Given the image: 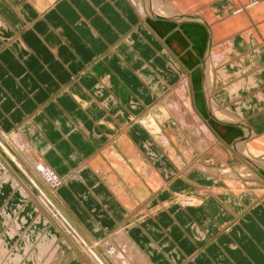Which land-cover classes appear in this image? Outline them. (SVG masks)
<instances>
[{
  "label": "crops",
  "instance_id": "1",
  "mask_svg": "<svg viewBox=\"0 0 264 264\" xmlns=\"http://www.w3.org/2000/svg\"><path fill=\"white\" fill-rule=\"evenodd\" d=\"M156 1L172 15L142 12L145 0H0V130L25 123L32 150L65 177L53 196L64 226L91 241L122 232L148 264H264V0ZM169 56L190 76L182 86L215 137V163L204 160L201 172L171 149L184 146L177 131L150 134L140 121L158 117L159 99L178 85ZM102 74L109 86L94 93ZM229 144L236 161L220 153ZM225 180L246 191L223 189ZM11 189L0 191L9 250L27 238L7 233L18 217L38 226L34 243L57 235L64 254L49 264H91L44 214L36 222L33 198ZM180 192L201 202L181 206ZM18 249L27 264L31 252Z\"/></svg>",
  "mask_w": 264,
  "mask_h": 264
},
{
  "label": "rangeland",
  "instance_id": "2",
  "mask_svg": "<svg viewBox=\"0 0 264 264\" xmlns=\"http://www.w3.org/2000/svg\"><path fill=\"white\" fill-rule=\"evenodd\" d=\"M245 7L247 8V6ZM239 14L242 15L241 12ZM165 68H168V70L171 71L169 72V74L174 76L175 82L178 85L175 86V90L171 88L172 91H169L167 93L165 92V90L163 91L165 92L163 94L164 97H161L159 99L158 106H157L158 117H152L150 113H148L146 114V116L140 119V121L144 125V127L150 132V134L152 133L155 135V134L164 133L162 131L163 127L167 128V130L169 131H177L184 140V146H182L183 148H180V149H178V147L177 149L174 147H172L171 149L173 150V152H175V155L179 159L183 158L184 156V159L186 160V162L190 163L191 169H193L192 173L201 172V170H204V167L201 163H206L204 162V160L210 161L212 164L215 163L214 161L213 162L211 161V159L213 160L216 155L212 147V145L215 143L214 134L212 133L210 126L207 123H205L203 119L201 120L196 116V114L193 111L194 104L190 100L191 94L189 93V90L187 88H184L182 86L183 83L187 84V82L190 79V76L187 75V73H185L180 68V64L177 62L176 59L172 58L171 56H169L167 61H165ZM78 76H80V74H78ZM124 77L125 76L123 75L121 79H123ZM96 78L97 80H96V84L93 90H94V93L100 94V92L103 90L104 87L106 88L107 86H109L106 84L109 83L108 80L110 76L108 74H104V75L102 74V75H97ZM159 78L162 79L161 75ZM178 80L180 82H178ZM173 91L174 93H172ZM163 92L161 91L160 93L162 94ZM75 101L80 106L86 105L85 107H87L89 105V103L83 102L76 98H75ZM171 113L173 114L174 118L169 115ZM208 123L215 125L214 119L208 118ZM24 125L25 123L21 122L19 125L15 126V128L12 131L11 130H4V131L0 130V166H2L3 170L5 171L4 174L2 173L0 180L5 175H7V173L11 175V176L10 175L6 176L10 179V182L14 183L13 180L16 179V181L19 183V187H16V185L12 184L13 187L10 186L12 188L11 193L14 195L15 194L14 191H21L23 193L22 195L27 196L29 198H33L31 201L35 200V202L41 207L39 208V213L37 215L36 222H39L41 220H44L43 223L46 222V220L42 216L44 214L48 220H51L52 223L60 229L61 231L60 233H62V236H65L63 239L64 240L63 244L70 243L72 245V242H73V246L78 250L77 253L79 255L77 256H80V258L83 257L84 260H88L89 262H91V264H110V263L119 264L117 263L115 258L127 259L125 264H139L137 261L135 263H133L132 261L130 262L128 261V259L131 258L132 256L136 258L137 252L127 247L130 249L129 251L127 248L122 246L121 242H116L117 235L113 237V239L112 237H108L107 239H104L102 241L100 240L91 241L90 239H88L87 236H85L84 234H81V232L77 230L75 225L73 226V224H71L72 227L64 226L65 224L61 220L60 217L62 216V212L63 213L65 212L63 210L61 212V208L59 207V204L53 198V196H55L54 195L55 191L63 184L64 182L63 179L65 177L64 175L58 174L54 171L57 174L56 176H58L57 178H59L60 182L59 181L56 182V180L53 182H49L48 175L46 173L47 176H45V179H46L45 182H48L49 184L48 183L45 184L43 179L40 177L41 174L39 170H41V168H43L45 165L47 166L49 165L46 163L44 158H42L41 154L36 155V153L32 150L31 148L32 146L30 145V142L26 138L27 132H25L26 127L24 128L23 127ZM160 139H161V141L159 140L160 145L164 146L163 137L161 136ZM228 146L231 149L234 147L231 144H229ZM220 153H222L224 160H228V161L238 160L236 156L237 154L236 148H233V151L229 150L227 152L224 150ZM204 154L207 156V158H204L205 157ZM12 156L16 158L18 162L15 159H13ZM199 156H202V157H199ZM222 164H225V162H223ZM213 166L215 165H212V167ZM228 167L229 166L227 167L223 166L222 168H220V166L218 165V168H220V170L223 169L224 171L228 169ZM209 171L210 172L212 171V174H213L214 169L211 168L209 169ZM1 183L2 181H0V184ZM8 185L6 183L2 184L3 191H1L0 189L1 193L4 194L5 188H9ZM246 188L247 186L245 185L244 182L242 183V182L225 180L223 183V189H228L231 191L234 189L235 191L239 190L243 192V191H246ZM209 190L208 192H210ZM31 193L33 194L34 197L32 196ZM16 194L20 195L19 192H17ZM24 196L22 198L26 199ZM174 198H175L174 200L177 201L178 204L181 206L182 205H196L197 203L201 202V198L199 199L198 196L192 195L191 193L185 194V193L180 192ZM23 199L17 202L16 206H18ZM11 217L12 216H10V218ZM2 218H3L2 222L0 223L1 226L4 221V215ZM26 224H27L26 219H19L18 217H16L14 220L11 221V224L8 225V229L10 230V232H7V233L9 236L14 234L15 228H16L17 231H21L22 233L24 232L23 235L24 236L26 235L25 237L27 238H25L26 240H23V242H18L16 244L17 246L12 248L11 250H9V247H8L9 237L4 238L5 240H7V242H4V243H6L5 246L7 248H5V250L8 256L7 254L4 255V257L0 256V264L4 262L5 260H7V258L12 256L15 252H19L20 249L18 248H21L24 250L23 247L25 244H27L26 249L28 250L26 251V253H28L29 251L32 253H36L38 251L37 246H39L41 242L42 244L46 245V249H47V252H46L47 256H44V258L47 257V263L43 261L44 264H49L55 261V258H56L55 255L53 256L55 258H51V256H49L54 251L55 253H57V258H58L57 261H59V258L63 257L61 254H64V253L63 252L60 253L61 251L59 250V244L55 245V239L57 235H54L51 231L49 234L43 233L40 236L39 241H37L38 243L35 242V243L30 244L28 242H33L36 239V237L39 235L40 230L37 229L38 226L36 228H32V227L26 228ZM3 225H6V223H4ZM43 241H47V242H43ZM113 242H115L116 245L112 244ZM132 244L134 243L132 242ZM135 249H137L141 253L140 257L145 259L144 254L136 247V245H135ZM12 250L13 252L15 250L16 251L13 253ZM49 251L51 254L49 253ZM121 251H123L124 254H126L127 256L124 255ZM112 254L115 255V258L113 257ZM18 256L15 257L13 255V259L15 258L14 260L15 262L11 261V263L9 264H13V263L22 264L21 261L23 257L20 259V257ZM17 259L18 261L16 262ZM64 259L66 260V257ZM64 259L61 258V260H64ZM75 259H76V256L74 252L72 253V256L68 255L69 261L75 260ZM64 261H63V264H66ZM5 263L6 262L2 264H5ZM28 263L31 264L32 262L29 261ZM77 263H81V261L79 260V262ZM60 264H61V261H60ZM72 264H75V263H72ZM121 264H124V263H121Z\"/></svg>",
  "mask_w": 264,
  "mask_h": 264
},
{
  "label": "bare ground",
  "instance_id": "3",
  "mask_svg": "<svg viewBox=\"0 0 264 264\" xmlns=\"http://www.w3.org/2000/svg\"><path fill=\"white\" fill-rule=\"evenodd\" d=\"M152 3V4H151ZM141 5V4H140ZM139 5V6H140ZM136 7V6H135ZM140 10L142 11V12H145V11H150L151 10V12L153 13V14H155V15H162V16H171L172 14L170 13V7H169V5L168 4H166V3H158L156 0H145V2L144 3H142V5H141V7H140ZM149 11H148V13H149ZM210 72V71H209ZM209 79L207 78V81H208ZM207 81H204V85H205V87H206V89H207V87L210 85H208V82ZM206 91H208V89L206 90ZM215 109V108H214ZM215 111V110H214ZM216 114V112L214 113V115ZM218 116V115H217ZM240 146V145H239ZM241 147V146H240ZM12 158L13 159H15L16 161H17V159L16 158H14L13 156H12ZM32 158V157H31ZM18 162V161H17ZM40 171V177L43 179V181L45 182L46 181V179H45V176H47L48 175V181L49 182H53V181H55L56 180V182H58L59 181V178H57L58 176H56L57 174L54 172V170H52V168L50 167V166H47V165H45L43 168H41V170H39ZM4 170H3V168H2V166H0V177H1V175H2V173L4 174ZM46 173H47V175H46ZM10 174L9 173H7V175H5L0 181H3L4 179V181L7 183V184H9V186H11V187H13V185H16V187H19V183L16 181V179H14L13 181H14V183H12V182H10V179L8 178V177H6V176H9ZM11 176V175H10ZM16 182V183H15ZM60 182V181H59ZM46 183H48V182H45V184ZM4 184V183H3ZM13 184V185H12ZM49 184V183H48ZM52 184V183H51ZM48 186V185H47ZM55 186V185H54ZM22 193V192H21ZM23 194V193H22ZM27 197V196H26ZM2 214L4 215V220H6V218L7 219H9L10 218V214H8V213H4V212H2ZM4 222V221H3ZM6 222H8V220L6 221ZM12 229V228H11ZM24 233V232H23ZM117 235V238H116V242H121V244H122V246L123 247H125V248H127V247H129L130 249H133L135 252H137L136 254H137V257L135 258V257H133L132 256V254H131V258H129L128 259V261L130 262V261H132L133 263H135L136 261L139 263V264H148V262H147V260L146 259H143V258H141L140 257V252L137 250V249H135V245L134 244H132V242H130V239H129V237L128 236H126L124 233H122V232H120V233H118V234H116ZM26 236V235H25ZM38 241H39V239H38ZM4 242H6L5 240H0V256L1 257H4V255H6L7 253H6V250H5V248H7L6 246H5V244L6 243H4ZM43 242H47V241H43ZM28 243H30V244H32V243H34V242H28ZM36 243H38V242H36ZM112 244H114V245H116V243L115 242H113ZM35 245V244H34ZM26 247H27V244H25L24 245V250H26V251H28L27 249H26ZM30 247V246H29ZM129 248H127L129 251H130V249ZM37 249H38V251L36 252V253H32L31 252V254H30V261L31 262H36V257H40V258H42L43 259V261L44 262H46L47 263V257H45L44 258V256H47V254H46V252H47V249H46V245H44V244H42V242L40 243V245L39 246H37ZM49 249V248H48ZM55 249V248H54ZM31 250V249H30ZM34 251V250H33ZM30 252V251H29ZM123 254H124V252L123 251H121ZM49 253H50V251H49ZM48 253V254H49ZM17 254V255H16ZM37 254H39V255H37ZM51 254V253H50ZM139 254V255H138ZM15 257H17L18 256V252H15V254H13ZM13 255L12 256H10L9 258H7V260H5L4 262H6L5 264H9V263H11V261H13V262H15L14 260L15 259H13ZM56 256V258L55 257H53V256ZM94 255V254H93ZM113 255V257L115 258V255L114 254H112ZM124 255H126V254H124ZM7 256H8V254H7ZM49 256H51V258H55V260L57 261L58 260V258H57V253H55V251L54 252H52V254L51 255H49ZM127 256V255H126ZM126 256H124V257H126ZM50 258V259H51ZM37 259H39V258H37ZM50 259H48V260H50ZM94 259V258H93ZM96 259V258H95ZM116 259V261H117V263H119V264H121V263H126V261H127V259H119V258H115ZM132 259H134V260H132ZM10 260V261H9ZM97 260V259H96ZM18 261V259L16 260V262ZM41 262L40 264H44V262ZM98 261V260H97ZM4 262H2V263H4ZM1 263V264H2ZM49 263V262H48ZM17 264V263H16ZM36 264H38V261H37V263Z\"/></svg>",
  "mask_w": 264,
  "mask_h": 264
}]
</instances>
